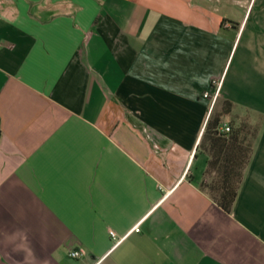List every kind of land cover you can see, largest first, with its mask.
Instances as JSON below:
<instances>
[{"label": "crops", "instance_id": "0c3cea01", "mask_svg": "<svg viewBox=\"0 0 264 264\" xmlns=\"http://www.w3.org/2000/svg\"><path fill=\"white\" fill-rule=\"evenodd\" d=\"M213 112L251 145L229 212ZM0 264H264V0H0Z\"/></svg>", "mask_w": 264, "mask_h": 264}, {"label": "trees", "instance_id": "16d2710c", "mask_svg": "<svg viewBox=\"0 0 264 264\" xmlns=\"http://www.w3.org/2000/svg\"><path fill=\"white\" fill-rule=\"evenodd\" d=\"M220 118L219 115H210L204 127L199 146L207 156L203 176L209 170L214 176L205 189L202 188L205 177L199 187L224 212H229L249 160L251 145L246 140L245 131L239 127H228V132H221L218 129Z\"/></svg>", "mask_w": 264, "mask_h": 264}, {"label": "rangeland", "instance_id": "374dc122", "mask_svg": "<svg viewBox=\"0 0 264 264\" xmlns=\"http://www.w3.org/2000/svg\"><path fill=\"white\" fill-rule=\"evenodd\" d=\"M241 44H242V43H240V45H239V47H238V49H237L236 54L234 55V57H233V54H234V50H233V52H232L230 58L228 59V61H227V65H226V67H225V70H224L223 76H222V78H221V80H220L219 86H221L222 83L225 84L224 87L227 86L228 81H229L230 76H231V73H232V71H233V69H234L235 62H237V57H238V55H239V51H240V49H241ZM232 57H233V58H232ZM231 61H232V63H231V65H230V67H229V64H230ZM224 79H225V81H223ZM215 80L218 81L219 79H218V78H215ZM208 101H209V103L211 102L210 99H209ZM216 106H217V103H216ZM214 115H215V114H214V112H213L212 115H211V117L214 116ZM208 116H210V115H208ZM246 140H247V142H248V139H246ZM205 168H206V165H205ZM204 170H205V169H204ZM203 173H204V171H203ZM203 173H202V176H201V179H200V185H201V180L205 177L204 183H202V188L205 189V186H208V185L210 184V182H211L212 177L214 176V174L211 173L210 170L208 171L207 175H205V176H203Z\"/></svg>", "mask_w": 264, "mask_h": 264}, {"label": "built area", "instance_id": "2783aa9c", "mask_svg": "<svg viewBox=\"0 0 264 264\" xmlns=\"http://www.w3.org/2000/svg\"><path fill=\"white\" fill-rule=\"evenodd\" d=\"M217 93H218V89L215 90L214 94H209V93H204L203 94V98H209L211 100L210 104L211 106L213 105L215 99H216V96H217ZM221 132H228L229 131V128L227 126H224L220 129ZM131 232H134V233H138L139 232V228L138 226L136 225L134 228H132L130 230ZM109 236L111 238V240L114 242V246L117 245L119 242L122 241L123 237H118L115 235L114 232L112 231H109ZM84 255V251L82 249H77V250H70L67 254L68 258L70 259H78L80 257H82Z\"/></svg>", "mask_w": 264, "mask_h": 264}]
</instances>
